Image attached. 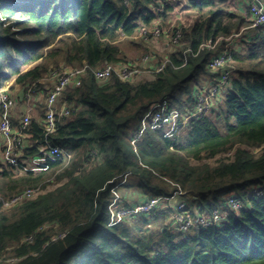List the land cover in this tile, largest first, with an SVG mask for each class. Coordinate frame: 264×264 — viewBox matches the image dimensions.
I'll return each mask as SVG.
<instances>
[{
  "label": "trees",
  "instance_id": "1",
  "mask_svg": "<svg viewBox=\"0 0 264 264\" xmlns=\"http://www.w3.org/2000/svg\"><path fill=\"white\" fill-rule=\"evenodd\" d=\"M228 1H187L193 22L161 72L98 84L96 69L126 62L120 41L170 9L157 13L155 0H0V88L14 79L25 94L40 95L39 81L60 64L89 67L80 87L63 92L70 114L55 132L43 137L39 108L23 131L34 144L17 165L0 161V264H264V148L259 156L243 149L264 146V28L233 55V77L213 112L182 124L194 110L195 88L219 75L208 70L210 58L248 25ZM163 104L178 113L175 125H143ZM22 118L10 117L12 127ZM45 142L70 159L45 157ZM231 151L229 162L201 163ZM34 159L44 161L39 172L25 170L22 161ZM27 189L31 200L4 207ZM129 192L142 199L183 194L193 218L224 212L231 195L241 209L223 225L187 232L171 229L164 215L166 225L153 233L156 215L113 220L115 201L137 204Z\"/></svg>",
  "mask_w": 264,
  "mask_h": 264
},
{
  "label": "built area",
  "instance_id": "2",
  "mask_svg": "<svg viewBox=\"0 0 264 264\" xmlns=\"http://www.w3.org/2000/svg\"><path fill=\"white\" fill-rule=\"evenodd\" d=\"M188 0H155L157 7L154 8L157 13H163L166 8L170 9V13L186 11ZM244 13L248 15V25L239 29L237 32L231 34L226 39H223L224 46L216 52L209 60L207 68L212 72H219V75L208 80L207 84L204 82L203 86L195 88V100L193 112L186 116L182 121L185 124L192 117H200L204 114L213 112L214 107L221 96L228 88L230 81L233 77V69L229 66L233 63L232 57L237 53V50L249 43L257 33L264 28V6L259 0H249L241 6ZM242 12V11H241ZM161 21L148 29H141L134 39H162L167 43L166 48L179 46L182 38V29L187 27L184 21L176 23L174 21L168 22L167 25L160 26ZM175 26V27H174ZM249 37V39H248ZM208 47L213 48L210 43ZM168 58L156 57L155 55L145 54L143 57L132 59L116 64L105 63L102 67L96 69L93 74L98 84L108 82L112 77H117L123 82H136L142 75V72L148 71L149 73H159L168 64ZM88 65L82 64L78 67H57L50 70L39 83L43 85L46 91H40V96H44L42 107L44 110L42 124H43V137L46 139L48 135L55 132L56 121L60 118L67 117L70 114L69 108L62 103L60 99L62 94L67 89H74L80 87L83 78L87 75ZM34 84L33 86H35ZM32 96V95H31ZM29 94L27 97L31 99ZM34 101V100H32ZM36 102V101H35ZM15 100L9 89L4 87L0 88V137L7 138V144L4 145L2 152L3 163L8 165H17L19 162V155L24 149L21 145L22 136L26 137L23 131L29 126L32 118L33 108L29 107L23 115L21 126L14 129L10 122L9 111L14 107ZM33 107L35 105H32ZM143 125H150L152 128H159L165 125H175L178 120V113L174 110H169L166 104L159 108H154L143 116ZM140 139L139 130L135 129L132 133L133 142ZM40 151L44 153L45 157L70 159V154L65 152L58 146H50L45 142L40 146ZM231 157V154L227 155ZM260 195V191H255ZM34 196V190L27 189L23 193L15 195L3 201L5 208H11L14 205L31 200ZM180 193H176L171 198H146L141 202L130 205L131 208L126 207L124 204L114 202L111 206V216L113 220H120L122 218H132L136 215H169L171 229H176L182 232H187L195 229H206L210 226H220L229 217L231 211L237 212L241 209V203L234 195L227 198V210L224 212L214 211L211 215H201L193 218L187 210L186 201L183 200ZM177 199L176 201H174ZM176 202V203H175ZM115 218V219H114ZM1 261V259H0ZM6 262H15L14 258L6 259Z\"/></svg>",
  "mask_w": 264,
  "mask_h": 264
},
{
  "label": "rangeland",
  "instance_id": "3",
  "mask_svg": "<svg viewBox=\"0 0 264 264\" xmlns=\"http://www.w3.org/2000/svg\"><path fill=\"white\" fill-rule=\"evenodd\" d=\"M184 13H186V12H179V14L180 15H182V16H184V15H186V14H184ZM168 16V18L166 17V19L168 20H172V21H174L175 22V13H170L169 12V14L167 15ZM167 20L166 21H164V22H161V23H163L164 25H167ZM158 22H160V21H157V23ZM175 27V26H174ZM132 40H128V39H126V38H123L121 41H120V43H119V46H120V48H121V50H122V52H123V54L125 55V58H126V61H132V59L134 58V59H136V58H141V57H143L146 53L144 52L145 50H147L144 46V48L143 47H138V46H136V44H133V42H135V41H139V39H133V38H131ZM163 43H165V46L167 45V43L166 42H164V40H163ZM138 47V48H137ZM148 47H150V45L148 46ZM242 48V47H241ZM165 50V49H164ZM164 50H156V49H154V48H152V47H150V50L148 51L147 50V54H149V55H155L156 57H159V58H162V57H166L167 55H169L168 53L169 52H171L172 50H173V48H170V47H167L166 48V50L165 51H167V52H164ZM240 51V50H239ZM242 52V50L239 52V53H241ZM129 54H138V55H136V56H134L133 57V55H129ZM131 56V57H130ZM66 67L67 65H65V64H60L59 65V67ZM152 73H149L148 71H143L142 72V75H141V77L138 79V80H143V79H146V78H148V77H150V76H152L151 75ZM12 82H14V79H12L11 80ZM9 82L8 83V85L10 84V83H12V82ZM207 82L208 81H206V84H207ZM11 85H16L15 83L13 84H11ZM18 86V85H17ZM16 87V86H15ZM20 87V86H19ZM7 88V87H6ZM16 89H18L20 92L19 93H23V94H21V96L19 95V97H25V95L27 96V94H29V95H32V93H27V94H25L24 93V90L22 91V88L20 87V89L19 88H17L16 87ZM18 90H17V92H18ZM223 95H224V93H223ZM223 95L221 96V97H223ZM35 96H37V97H40V99H42L41 101H43L44 100V96H39V95H35ZM222 100V99H221ZM220 101V100H219ZM218 101V102H219ZM44 102V101H43ZM42 103V102H41ZM20 106H18L17 107V109H15V112L17 113V116H19V119L21 118V113H20ZM38 110V109H37ZM35 113V114H34ZM37 116V113H36V111L35 112H33V114H32V118L33 117H36ZM180 129H178V131H179ZM183 129H181L180 131H182ZM180 131H179V133H180ZM5 144H7V138H5V137H0V161H1V159H2V157H1V155H2V152H3V150H4V145ZM22 145V147L23 148H29V147H31L32 145H33V143H30L29 141H28V139L26 138L25 140H24V143H22L21 144ZM263 148H264V146L263 147H260V148H243V149H246L250 154H252V155H254V156H259L260 154H261V152H262V150H263ZM233 153H234V151H231V152H229V153H226V154H222V155H219V156H217V157H214V158H211V159H203L202 161H201V163H206V164H209L210 166H215V165H218V164H220V162H229V161H231L232 159H233ZM228 154H231V157H228L227 155ZM34 161H36V163L34 162ZM38 161V159H34V160H24V161H22V165L23 166H25V170H35L36 172H39V169H40V165H38V163L39 162H37ZM44 163V162H43ZM49 189H52L51 187H49L48 188V190ZM131 193V192H130ZM123 194V193H122ZM132 195V193L130 194V196ZM183 195V194H182ZM131 197H133L134 198V195H132ZM129 198V197H128ZM183 200L184 201H186L187 202V198H184V195H183ZM130 200H132L131 198H130ZM177 199H175V201H176ZM137 203H139L138 202V200H137ZM176 203V202H175ZM164 216V215H163ZM156 217H158V218H152L151 219V221H153L152 222V225H151V230L153 231V233L154 232H156V231H158V229H160L161 228V226L162 225H166L163 221H165V220H163L164 219V217H162V216H158V215H156Z\"/></svg>",
  "mask_w": 264,
  "mask_h": 264
},
{
  "label": "crops",
  "instance_id": "4",
  "mask_svg": "<svg viewBox=\"0 0 264 264\" xmlns=\"http://www.w3.org/2000/svg\"><path fill=\"white\" fill-rule=\"evenodd\" d=\"M247 1H249V0H229L228 1V3L235 9V10H237V11H239L240 13H243L244 15H245V13H244V11H243V9H242V5H243V3H246ZM259 2L264 6V0H259ZM242 11V12H241ZM184 12H186V13H184V14H186V15H184V16H182V15H180V14H176L175 15V22L176 23H180V22H182V21H184V23L186 24V26L188 27V26H190L191 25V23L193 22V19H194V17H192L190 14H191V12H189V11H184ZM169 14V12L167 13V14H165L164 16L165 17H163V19H161L160 21L161 22H164V21H166L167 19H166V17L168 18V15ZM168 22H172V20H167V22L166 23H168ZM136 37V36H135ZM133 39H134V37H133ZM248 39H249V37H248ZM128 40H132L131 38H128ZM139 40H143V39H139ZM144 42H145V44L146 45H144V47L149 51L150 50V47H152V48H154V49H156V50H166V46H165V43H163V40L162 39H149V40H143ZM150 45V47H148ZM137 46V45H136ZM242 46H244V45H242ZM139 47V46H138ZM137 47V48H138ZM241 48H239L237 51H239ZM147 50H145L144 52L145 53H147ZM164 50V52H167V51H165ZM129 55H133V57L134 56H136V55H138V54H129ZM131 57V56H130ZM134 59V58H133ZM12 82V81H11ZM13 84L15 83V82H12ZM12 83H10L9 85L7 84L5 87H7L8 89H9V92L12 94V97H13V99L15 100V105H14V107L9 111V113H10V117L12 118V117H14V118H19V116H17V113L15 112V109H17V107L18 106H20V113H21V118L23 117V115L25 114V112H26V110L29 108V107H32L33 108V111H32V114H33V112H35L36 111V113H37V115H38V113L40 112V109L39 108H42V103H43V101H41L42 99H40V97H37V96H31L32 98L31 99H29L26 95H25V97H19V95L21 96V94H23V93H19L20 91L18 90V89H16V87L17 88H19L20 89V87L19 86H17V85H11ZM17 90H18V92H17ZM22 91H23V88H22ZM40 96V95H39ZM32 100H34V101H32ZM36 101V102H35ZM42 102V103H41ZM32 105H35L34 107L32 106ZM60 105H62V104H60ZM38 109V110H37ZM43 110V109H42ZM35 114V113H34ZM14 129H16V127L14 128ZM27 138V136L26 137H23L22 136V142H21V144L22 143H24V140ZM28 139V141L30 142V143H33L30 139H29V137L27 138ZM34 144V143H33ZM35 163H36V161H34ZM37 162H39L38 163V165H40V167L44 164L43 162V160L42 159H38V161ZM35 171V170H34ZM127 194H129V197L134 201V202H137V200H138V202H141L143 199V196H139V198H137L138 196H137V193H134V194H132V195H134V198L133 197H131L130 196V192L129 193H127ZM174 200V199H173ZM175 201V200H174Z\"/></svg>",
  "mask_w": 264,
  "mask_h": 264
}]
</instances>
